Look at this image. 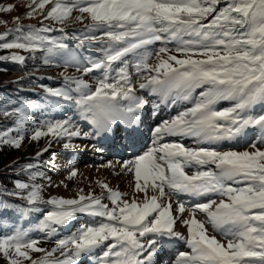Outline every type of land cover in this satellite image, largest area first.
<instances>
[{"label":"snow or ice","instance_id":"1","mask_svg":"<svg viewBox=\"0 0 264 264\" xmlns=\"http://www.w3.org/2000/svg\"><path fill=\"white\" fill-rule=\"evenodd\" d=\"M18 8L0 0V12ZM74 12L79 15L73 17ZM25 18L37 23L25 25ZM70 21L84 24L73 31L83 33L75 49L64 42ZM14 23L0 32V51L9 53L0 61L24 65L41 53L45 63L59 57L82 73L65 76L63 87L45 91L56 98L55 107L75 108L89 130L71 118L45 123L31 139L47 137L49 145L33 159L39 161L52 143L62 141L65 149L101 152L97 144L70 141H107L120 133L133 155L108 166L119 168L114 175H131L132 193L98 181L104 189L100 195L81 189L75 198L45 200L51 177L28 163L20 170L28 174L27 181L16 179L12 190H0V197L25 203L0 198V219L51 205L41 227L49 235L77 214L100 219L57 239L50 250L19 227L0 233L6 264H78L97 249H102L98 264H160L164 244L175 241L189 250L179 252L173 264H264V110L254 111L264 105V0H29ZM57 30L60 39L47 35ZM92 48L102 55L92 58L79 51ZM93 72L100 73L95 84L83 78ZM222 102L228 106L218 107ZM150 104L153 115L161 106L183 107L151 129V145L140 151L141 113ZM0 114L16 116V127L0 132V145L19 149L25 111ZM77 175L73 168L68 178ZM181 195L197 202L189 207ZM178 224L186 234L177 230ZM32 253L43 256L34 259Z\"/></svg>","mask_w":264,"mask_h":264},{"label":"rangeland","instance_id":"2","mask_svg":"<svg viewBox=\"0 0 264 264\" xmlns=\"http://www.w3.org/2000/svg\"><path fill=\"white\" fill-rule=\"evenodd\" d=\"M5 6L9 3L18 4L19 8L13 10L10 13L0 12V32H4L6 29L15 27L14 17L21 15L26 10V5L29 3V0H7L2 2ZM79 15L78 12L73 13V17ZM6 22V23H3ZM22 23L25 25L36 24V19H23ZM46 24H51L54 28H59L60 25H54L51 21H45ZM85 24L88 22L85 21ZM68 30V38L65 39L66 44L69 49H75L78 43L77 38L70 37L69 34L73 33L74 30L83 29L84 24L79 22L70 21L66 26ZM79 33L78 31L75 32ZM82 34L83 33H79ZM51 37V36H50ZM53 39H58V37H52ZM160 45L157 43L153 45L154 48H158ZM18 51V50H17ZM81 55L83 56H91L92 58L99 57L102 55L97 49H89L79 50ZM7 51H0V55H8ZM24 55H28L27 53H23ZM93 55V56H92ZM41 57V56H40ZM38 58L35 55L34 59H28L25 64L29 65V62H38L36 59ZM9 64H18L11 62L10 60L1 61ZM24 64V65H25ZM33 64V63H32ZM22 71L9 73L7 69L0 70V88H22L24 93L30 98L41 101L39 95L43 94L41 92V88L39 87H26L17 85L20 80L25 79L26 75L35 74L39 78L42 79L41 84L49 85L51 88H61L63 84H65V76H81L82 73L78 72L75 67L65 66L63 62L51 65L50 69H42L38 72L28 71L26 67H22ZM27 71V74L25 73ZM134 74V69L132 70ZM99 72H93L86 76H83L85 80H87L91 84H95L96 80L94 77L99 76ZM64 80V81H63ZM140 95H146L142 90L139 93ZM150 100L154 102H158L156 97H149ZM55 100L50 98L47 102L48 108L50 112H45L41 114H36L33 120L30 123L24 124L22 126V130L20 134L24 136V140L22 142L21 148V157L17 158L13 164H20L16 168L24 167L28 163L40 162V171L46 172L47 176L51 177V185L44 188L43 196L44 199L47 200L51 197H63L66 199L75 198L78 192L83 189L84 194L88 192H94L96 195H100L104 192L98 185V181L107 182L110 187L113 189H117L122 193H132V187L130 186V182L132 177L130 174L124 176L114 175V171H119V168L113 169L109 167V163H117L122 160H127L131 158L133 155L132 150H126L124 145L126 141L117 137L120 133H117L114 139H110L109 143H104V139H79L73 138L70 141L74 145H92L97 144L103 150L101 152H93L90 147L88 150H85L83 147H76L74 149H65L63 147L62 142H55L51 144V147L48 151L44 152V154L40 157L39 161L33 159L36 157L38 152H41L45 148H48L49 138L42 137L37 141H33L31 139L32 134L38 128L49 121H57L63 120L65 118H71L74 123L78 124L84 131L89 130V126L87 123L79 118V113L75 108L71 105H61L60 107L54 108ZM50 103V105H49ZM228 106L227 102H222L218 107H226ZM183 105H177L173 108H167L161 106L158 113L153 115L152 105L146 106L144 109V117L142 119L141 131L144 136H148L149 139L146 142V145L143 148H140V151H143L147 147L151 145L152 142V132L157 124L160 123L161 120L169 119L170 116L176 114L178 110H180ZM259 109L254 110L256 113L264 110V105H257ZM255 107V108H256ZM250 138H252V134L250 133ZM174 139V138H171ZM185 143L191 145L190 140H185ZM236 150L242 151L244 148L242 146H237ZM44 162H47L46 164ZM34 164V165H35ZM22 167V168H23ZM76 169L78 175L74 178L69 179L68 174L70 169ZM36 170V169H35ZM33 170V171H35ZM191 174V172H189ZM28 179V178H27ZM38 183L46 184L47 181L43 179H38ZM63 182V183H61ZM128 198V197H125ZM180 199L187 205L191 206L196 203V199L187 195H181ZM108 203V201H105ZM45 207V211L42 206H40L41 211L40 215H42L44 220V215L47 211L52 210L53 206L47 205ZM199 218V217H198ZM100 218H93L86 214H77L76 218L72 220L68 225L57 228L55 235H49L46 231H42L44 234L43 237H34L32 233H28L31 238L37 239L39 241V246L45 249H51L55 247V241L60 238H64L70 236L73 232L77 231L81 225L93 224L97 223ZM2 224V223H1ZM1 226V225H0ZM42 224L38 227L41 231ZM177 230L186 234V229L182 224L177 225ZM59 231V232H58ZM211 232V229H209ZM0 233L1 229H0ZM6 234V233H2ZM219 238V237H218ZM178 245V247H176ZM189 249L183 243V241H175L173 245L168 243L164 244L163 250L160 252H164L160 255V264H173L179 252L188 251ZM102 254V249H97L95 253L91 256H82L78 262V264H98V257ZM59 253H57V256ZM33 258H38L43 256V253H32ZM0 264H6V260L2 255H0ZM25 264H28L25 261Z\"/></svg>","mask_w":264,"mask_h":264},{"label":"trees","instance_id":"3","mask_svg":"<svg viewBox=\"0 0 264 264\" xmlns=\"http://www.w3.org/2000/svg\"><path fill=\"white\" fill-rule=\"evenodd\" d=\"M7 0H2V2ZM79 32V31H78ZM82 33V32H79ZM76 33L73 35V33H70V37H78L82 34ZM47 35L51 37H58L60 39L62 37V33H60L58 30L53 31L52 33H48ZM66 43V41L64 40ZM69 47V46H68ZM72 48V47H69ZM96 50V48H93ZM82 50V49H81ZM36 58L38 62H29L28 64H25L22 67H26L28 71L38 72L42 69H50L51 65H56L58 63L63 62L59 57H51L49 58L51 60V63H45V56L41 53H37ZM41 56V57H40ZM93 56V55H92ZM96 58L95 56H93ZM33 63V64H32ZM7 69L9 73L22 71L20 64H9V63H3L0 61V70ZM27 74V71L25 72ZM26 78L23 80H20L17 85L19 86H26V87H39L41 88V92L43 94L39 95V98L41 101L30 98L27 96L22 88H0V113L7 110L8 112H13L14 109H21L25 111L27 120L24 124L30 123L33 118L36 116V114H41L45 112H50L48 108L47 102L50 98L56 100L54 97L48 96V94L45 91V88H51L49 85L41 84L42 79L39 78L35 74L26 75ZM64 81V80H63ZM65 82V81H64ZM64 84L62 85V87ZM33 105L32 108H27V105ZM50 105V103H49ZM54 108H57L54 106ZM16 119V116H9L5 117L2 114H0V132L8 129V128H15L16 125L14 124V120ZM22 130V129H21ZM20 130V131H21ZM12 136L16 135V132L11 133ZM21 157V148L17 149L8 145H0V190H3L6 188L7 190H12L14 187L13 181L16 179H20L23 181H27L28 174L25 172H21V168H16L20 164H13L17 158ZM35 164V163H32ZM35 165H42L40 162H36ZM35 170V168L33 169ZM2 199L8 200L13 205L20 204L24 205V201L17 200L13 197H8L4 195L3 197H0ZM43 207H48L47 205H40ZM45 211V209H44ZM43 216L40 215V212H31L28 213L26 216L21 217L18 213L15 212H9L7 213L3 219H0V229L2 233L10 234V231L13 228H21L28 233H32L35 237H43L44 234L42 231L39 230V226L44 221ZM2 223V224H1ZM59 232V231H58Z\"/></svg>","mask_w":264,"mask_h":264},{"label":"bare ground","instance_id":"4","mask_svg":"<svg viewBox=\"0 0 264 264\" xmlns=\"http://www.w3.org/2000/svg\"><path fill=\"white\" fill-rule=\"evenodd\" d=\"M143 117H144V110H143L142 113H141V121H142ZM141 124H142V122H141ZM141 124H140V126H141ZM120 135H121V134H120ZM120 135H117V137H120ZM148 139H149L148 136H144V135H143V137H142V143H141V145H140V148H143V147L146 145V142L148 141ZM104 143H109V145H110L109 140H107V141L104 140ZM174 243H175V242L168 243V244L173 245ZM176 247H178V245H177ZM163 253H164V252H160V254H163ZM159 258H160V257H159Z\"/></svg>","mask_w":264,"mask_h":264}]
</instances>
